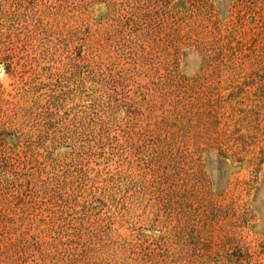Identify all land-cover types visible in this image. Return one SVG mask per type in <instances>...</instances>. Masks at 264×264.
<instances>
[{
    "label": "rangeland",
    "instance_id": "374dc122",
    "mask_svg": "<svg viewBox=\"0 0 264 264\" xmlns=\"http://www.w3.org/2000/svg\"><path fill=\"white\" fill-rule=\"evenodd\" d=\"M0 264H264V0H0Z\"/></svg>",
    "mask_w": 264,
    "mask_h": 264
}]
</instances>
